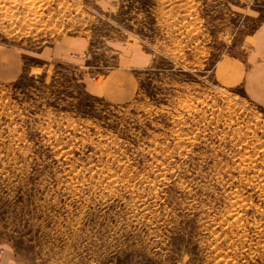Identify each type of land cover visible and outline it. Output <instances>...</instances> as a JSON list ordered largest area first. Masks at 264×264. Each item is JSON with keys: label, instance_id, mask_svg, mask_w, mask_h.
Returning <instances> with one entry per match:
<instances>
[{"label": "rangeland", "instance_id": "rangeland-1", "mask_svg": "<svg viewBox=\"0 0 264 264\" xmlns=\"http://www.w3.org/2000/svg\"><path fill=\"white\" fill-rule=\"evenodd\" d=\"M262 21L264 0H0V47L24 57L0 81V247L22 264H264V106L216 72ZM136 48L134 99L86 91L85 66Z\"/></svg>", "mask_w": 264, "mask_h": 264}, {"label": "crops", "instance_id": "crops-1", "mask_svg": "<svg viewBox=\"0 0 264 264\" xmlns=\"http://www.w3.org/2000/svg\"><path fill=\"white\" fill-rule=\"evenodd\" d=\"M80 40V37H74L72 40L62 41L64 49L71 51V44L80 47ZM251 40L250 49L244 58L224 59L219 63L216 72L221 83L230 88L242 87L246 98L264 106V21L255 30ZM116 60L117 63L110 66L101 57L99 62L91 65L92 68L89 67L88 72L85 66L82 82L87 92L111 103L122 104L136 97L139 87L138 70L146 65L148 59L142 49L136 48L119 53ZM23 70V53L13 48L0 47V81H13ZM91 75H98L101 79L98 81ZM0 248L4 249L0 264H22L5 247Z\"/></svg>", "mask_w": 264, "mask_h": 264}, {"label": "built area", "instance_id": "built-area-1", "mask_svg": "<svg viewBox=\"0 0 264 264\" xmlns=\"http://www.w3.org/2000/svg\"><path fill=\"white\" fill-rule=\"evenodd\" d=\"M83 58H86V55H84ZM3 252H4V250L0 249V256L2 255Z\"/></svg>", "mask_w": 264, "mask_h": 264}]
</instances>
